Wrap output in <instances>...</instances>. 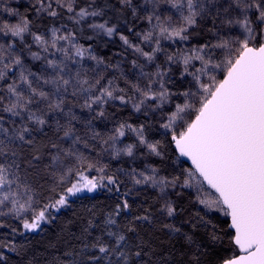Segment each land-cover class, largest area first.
Wrapping results in <instances>:
<instances>
[{
    "label": "snow or ice",
    "instance_id": "snow-or-ice-1",
    "mask_svg": "<svg viewBox=\"0 0 264 264\" xmlns=\"http://www.w3.org/2000/svg\"><path fill=\"white\" fill-rule=\"evenodd\" d=\"M101 190L47 264H264V0H0V264Z\"/></svg>",
    "mask_w": 264,
    "mask_h": 264
},
{
    "label": "trees",
    "instance_id": "trees-1",
    "mask_svg": "<svg viewBox=\"0 0 264 264\" xmlns=\"http://www.w3.org/2000/svg\"><path fill=\"white\" fill-rule=\"evenodd\" d=\"M100 51L101 54L111 56L115 49L111 47L108 49L101 47ZM124 67L127 71H132L130 65H124ZM117 116L122 119H128L129 111L126 110L123 112H119L117 113ZM130 122L134 124L143 122V118L141 117L138 121L137 115L133 114L131 116ZM111 127L112 125L109 123L108 128L110 129ZM101 128H103V125H101ZM148 135L150 139H164L155 132H150ZM132 142H134V137L129 136L125 138V143ZM169 156H171L172 159H175V156L173 155L171 149H169ZM104 163L108 165L111 171H116L117 169L131 171V166H134L137 169H142L145 167V164H152L158 167L161 164L158 158L148 156L146 150L144 149L137 150L134 157H128L120 160L104 159ZM168 165L171 166V160H168ZM185 166L188 167L187 164H185ZM137 192L138 194L134 197H129L130 200L135 201V204L137 206H147L148 204H151L156 197L155 190H152L150 188L146 190L138 189ZM114 202V195L112 193H109L108 191L96 193L86 199H83L82 202L80 200H76V202L70 209L63 210L59 214H57V219L54 220L51 224H47L43 228V231L27 236L29 244L27 247V251L24 254H22L21 256H17L12 253H5L6 255L11 257L9 264H27L29 260L33 259L36 261V264H47V260L51 259V253L52 251H54V249H52L50 245L62 243V238H67L69 236V233L67 231L68 228H72L73 231L79 234L81 225L85 223L89 218L90 209L93 211L95 218L99 221L102 218L103 214L114 204ZM184 204L186 207L188 206L187 198H185ZM218 220L220 222H223L224 218L221 216L218 217ZM3 222L6 226L4 228H0V239H10L9 231L11 230V228H20V225L18 222H15L10 218H3ZM24 239L25 238H18L17 242H21ZM224 247L225 249H227V238L225 239Z\"/></svg>",
    "mask_w": 264,
    "mask_h": 264
},
{
    "label": "rangeland",
    "instance_id": "rangeland-1",
    "mask_svg": "<svg viewBox=\"0 0 264 264\" xmlns=\"http://www.w3.org/2000/svg\"><path fill=\"white\" fill-rule=\"evenodd\" d=\"M37 63H39V62H37ZM123 143H125V140H124V142ZM125 158H128V157H121L120 159H125ZM104 159H110V158H108V157H105ZM119 159V160H120ZM130 163V162H129ZM132 167V169L133 168H135L134 166H131ZM137 169V168H136ZM144 168H142V169H137L138 171L139 170H143ZM151 189V188H150ZM153 190V189H152ZM103 191H107V190H101V191H99V192H103ZM99 192H97V193H99ZM75 199V198H74ZM63 210H67V209H63ZM63 210H61V211H63ZM57 214H59V213H54V215H57ZM4 219H7V218H4ZM15 222H17V221H15ZM46 225H42V229L45 227ZM11 232V230L9 231V233ZM32 234H36V233H26L25 235L26 236H28V235H32ZM18 238H24V237H21V236H16V240L18 239Z\"/></svg>",
    "mask_w": 264,
    "mask_h": 264
},
{
    "label": "water",
    "instance_id": "water-1",
    "mask_svg": "<svg viewBox=\"0 0 264 264\" xmlns=\"http://www.w3.org/2000/svg\"><path fill=\"white\" fill-rule=\"evenodd\" d=\"M186 164H187L188 166H190V162H187Z\"/></svg>",
    "mask_w": 264,
    "mask_h": 264
}]
</instances>
